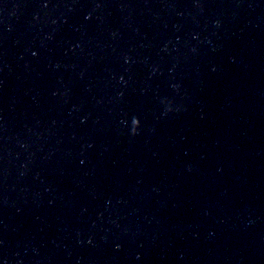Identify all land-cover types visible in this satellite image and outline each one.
<instances>
[{"label":"water","instance_id":"1","mask_svg":"<svg viewBox=\"0 0 264 264\" xmlns=\"http://www.w3.org/2000/svg\"><path fill=\"white\" fill-rule=\"evenodd\" d=\"M0 264H264V0H0Z\"/></svg>","mask_w":264,"mask_h":264}]
</instances>
